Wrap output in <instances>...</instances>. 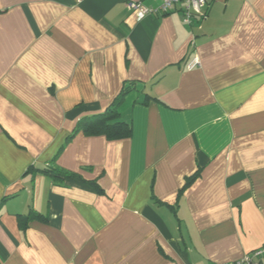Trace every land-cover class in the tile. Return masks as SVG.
Wrapping results in <instances>:
<instances>
[{
    "label": "crops",
    "instance_id": "0c3cea01",
    "mask_svg": "<svg viewBox=\"0 0 264 264\" xmlns=\"http://www.w3.org/2000/svg\"><path fill=\"white\" fill-rule=\"evenodd\" d=\"M129 1L0 0V264H233L264 244V0L190 23ZM128 85L129 136L79 128Z\"/></svg>",
    "mask_w": 264,
    "mask_h": 264
},
{
    "label": "trees",
    "instance_id": "16d2710c",
    "mask_svg": "<svg viewBox=\"0 0 264 264\" xmlns=\"http://www.w3.org/2000/svg\"><path fill=\"white\" fill-rule=\"evenodd\" d=\"M132 88V85L124 86L103 111L81 119L79 128L87 134H104L114 139L129 136L132 129L131 124L122 118L121 105ZM42 170L57 182L80 176L53 162Z\"/></svg>",
    "mask_w": 264,
    "mask_h": 264
},
{
    "label": "built area",
    "instance_id": "2783aa9c",
    "mask_svg": "<svg viewBox=\"0 0 264 264\" xmlns=\"http://www.w3.org/2000/svg\"><path fill=\"white\" fill-rule=\"evenodd\" d=\"M208 0H161L157 7L146 6L142 0H130L128 5L135 10L139 18H144L148 14L166 13L172 11L177 5H181L185 15V21L191 22L197 15L204 14L208 7ZM201 65L198 56H194L187 62V68L193 69ZM264 257V244L260 247L244 254L233 264H256V259Z\"/></svg>",
    "mask_w": 264,
    "mask_h": 264
}]
</instances>
